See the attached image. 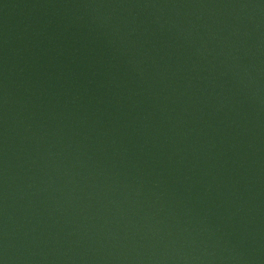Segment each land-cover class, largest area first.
<instances>
[{
  "label": "water",
  "instance_id": "95a60500",
  "mask_svg": "<svg viewBox=\"0 0 264 264\" xmlns=\"http://www.w3.org/2000/svg\"><path fill=\"white\" fill-rule=\"evenodd\" d=\"M0 264H264V0H0Z\"/></svg>",
  "mask_w": 264,
  "mask_h": 264
}]
</instances>
